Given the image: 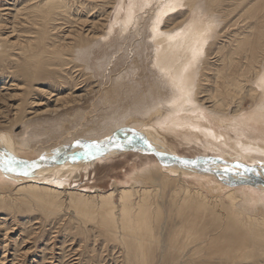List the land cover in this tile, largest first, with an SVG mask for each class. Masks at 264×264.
<instances>
[{
	"label": "rangeland",
	"instance_id": "obj_1",
	"mask_svg": "<svg viewBox=\"0 0 264 264\" xmlns=\"http://www.w3.org/2000/svg\"><path fill=\"white\" fill-rule=\"evenodd\" d=\"M36 1L0 0V14L3 13L4 18L8 19L7 24L0 29V33L2 38L8 36L10 42L12 41L8 50L11 54V62H14L15 66L17 65L15 62L19 66L25 65L21 63L24 61L22 46L24 47L26 43L34 46L36 43L38 26L25 15L26 9H29L30 4H35ZM46 1L38 0L37 2ZM58 1L63 3L67 10L58 14L57 20H53L47 27L49 34L42 42L44 47L42 43L39 46L44 50L40 54L48 65L47 69H41L37 63L29 61L34 69V87L29 91L30 93L24 90L21 76L15 77L18 83L16 84L11 81L12 78L7 74V70L4 71V69L0 73L1 77L3 76L0 79V118L4 116L2 120L0 119V199H4L7 205L0 208V264H141L140 259L132 254L133 252L126 251L120 238H114V235L107 231L100 218L86 219L79 214L66 194H62V203L58 210L43 209L35 200L24 204L22 198L28 197L29 193L18 189L30 182L55 190L59 188L62 190L65 187L67 191L87 193L89 202H92L90 205L94 207L97 206L95 202L100 203V200L95 197L96 194L110 191H114L113 202L119 205L120 189L136 182L135 185L138 186L134 188V201L139 198L136 190L146 187L152 191L155 203L165 207L167 211L169 206L179 205L183 193L180 180H184L191 188L204 191L206 200L212 202V206L223 205L227 209L230 207V201L225 196V192L234 189L240 198L238 205L245 209L248 205L246 203L249 202L246 199L254 200L253 204L249 203L250 206L247 207L249 209L245 210L252 212L258 221L264 222V185L241 184L229 188L217 178L214 169L217 168L222 174H230L229 176L233 177L237 173L240 180L250 179V177L252 179L257 172L264 174V120H262L264 118L256 119V114L261 113L257 105L264 103L261 87H257L261 95L248 96L243 100L244 103L241 102L243 116L239 119L235 118L233 113L237 104L235 102L230 105L229 110L224 112L216 111L212 107L214 96L225 91V87L220 86L224 84L222 80L216 81L214 76L216 66L221 67L223 64V59L219 56L222 55L219 52L220 48H222L221 51H229L236 36L241 37L249 33L252 27L257 28L264 24L262 12L249 15L246 11L253 3L257 4L261 0H256V3L255 0H208V2L200 0L201 4L199 0L196 2L195 0ZM261 3L264 4V0ZM199 4L206 5L202 7ZM165 6L168 8L165 9ZM131 13L133 16L130 15ZM212 14L214 15L211 19ZM190 23L192 31H195L191 33L192 35L197 34V30L200 32L202 29L199 28L205 24L203 27H208L206 33L209 36L205 34L203 40L206 42L203 46L208 47L204 48L196 61L193 57L189 61L180 57V63H184L177 64V67L182 70L189 68V77L192 79L193 86L192 99L198 104L196 106L200 110L187 113L180 108L182 88L181 85L179 88L176 87L179 86L177 81L179 77L176 76L178 68L175 66L176 63H171L175 59L176 50L172 48L174 51L171 52V49H168L165 36L168 34V38L172 40L180 38L178 35L186 36L191 31ZM211 26L215 27L211 28ZM153 29L157 31H152ZM11 30H14L12 34ZM158 31H160L159 34H157ZM253 31L256 34V30ZM153 38L157 41L160 38V42H156ZM212 38L215 39L211 42ZM199 39L202 41V37ZM75 41L73 50L67 48L68 44ZM80 41L83 42L79 43ZM46 45L52 48L48 46L47 49ZM81 46L86 48L87 54ZM1 48L3 47L0 46ZM58 49L63 53L62 60L54 58L55 61H51V51ZM77 50L84 51L78 53ZM240 51L235 66L238 76H242L239 69L241 64L243 66L245 64L246 72L249 71L245 75V80L253 86L258 85V79L264 76V60L260 64L262 66L259 76H256L255 71L248 68L249 58L247 57L249 56L244 49ZM84 53L85 55L81 56ZM206 61L210 65L207 66ZM51 62L55 63L51 64ZM195 63L198 64L195 66ZM157 64H164L165 72L163 67L159 68ZM18 67H13L11 70H18ZM201 71L207 78L203 77L202 91L197 98L195 92L198 80L200 81L203 75ZM196 74H199V77ZM231 88L234 92V87ZM24 94H27V102L33 99L32 101L40 104L33 107L29 103H24L22 108L24 114L21 113L20 118L16 119L14 107L21 103L23 100L21 96ZM169 100L173 101L169 102ZM157 108L163 109V114H156ZM250 111L253 112L250 113ZM199 112L206 114L203 119L200 118ZM215 112L222 113L228 120L232 118L231 122L229 124L222 122L221 116H216ZM239 114L240 111L237 115ZM25 118H31V122L25 124ZM230 123H232L231 126ZM107 137V141L98 143V141L106 140ZM118 138L124 141L125 145L133 142L137 148L143 145L140 141L147 142L150 147L155 146L157 150H164L166 152L164 157H167V154L188 159L206 157L209 161L207 162L204 158L199 159L204 165H200L197 171L192 170L188 175L181 177L178 173L172 172V169H164L162 158L153 152L140 153L136 150L118 149L126 147L124 143H118ZM77 141L84 147L77 144ZM94 142L100 145L98 149L87 147ZM9 155L13 156L12 159ZM43 156L46 159L50 157L51 160L47 161ZM9 160L13 162L6 163ZM221 160L226 164L217 165V162L220 163ZM177 161L182 162L179 159ZM205 163L209 164L211 171L206 169ZM4 167L15 169L11 172L14 171L20 178L12 176L8 169L4 171ZM152 167L163 168V171L152 169ZM249 169L252 173L246 175L245 172ZM251 181L255 182V180ZM72 198L74 201L78 200L76 196ZM190 199L191 202L197 203L200 200L199 194L193 195ZM186 216V213L177 216L175 212H168L157 221L156 233L161 231V223L164 220L167 222L164 236H162L166 241L164 242L167 244L166 248L169 246L170 238L175 235L176 229H179L182 219ZM208 232H211L209 235L212 236L214 231ZM209 235H201L203 239H206V244H203L205 248L203 247L201 253L197 251L196 253L194 250L187 252L189 248L193 249L195 246L191 244L183 251H166L163 257L160 247L157 246L154 259L152 257V264H228L231 262L234 256L226 260L225 255L219 250L220 243L210 247L211 236ZM166 239H169L168 242ZM253 254L251 258L246 259L237 256L233 263L264 264V253L253 252Z\"/></svg>",
	"mask_w": 264,
	"mask_h": 264
},
{
	"label": "bare ground",
	"instance_id": "obj_2",
	"mask_svg": "<svg viewBox=\"0 0 264 264\" xmlns=\"http://www.w3.org/2000/svg\"><path fill=\"white\" fill-rule=\"evenodd\" d=\"M37 1H36L35 4H30L29 9H26L27 12H25V15L29 19L33 20L34 21V24H36L38 26V30H37V33H36L37 34V37H36V40H35L36 43L33 46L30 43L28 45L25 42L27 46L25 44H24L25 45L24 47L22 46V48H23L22 49L23 50V56L22 57H23L24 61L21 62V63H23L25 65H20L21 66V68H20L19 64L15 62V64H17L16 66L17 67L19 66L18 67V70H11V69H13V67H16L14 65V62H11L12 58H11V54H10V52L8 50V46L10 45V43L12 41L10 42V40L8 39V36L2 38V36H1L2 33H0V36H1V38H0V46L3 47V48L0 49V73L4 69H5L4 71L7 70V74L10 75V77L12 78V80L11 79L10 80L13 83L17 81V80L15 81V79L17 77L21 76L22 77L21 79L23 80L22 83H23V85L25 87L24 90H26L28 94L30 93L29 91L34 87V76H33L34 75L33 74V70L34 69H32L31 62H29V61L32 60L33 62L37 63L38 67L41 68V69L46 68L48 66V65H46L47 63L43 61V58L41 57L42 54H40L44 50L40 49L39 46H41V43L45 41V39L47 38V35L49 34V31L47 30L48 29L47 27L52 23L53 20H57L58 14H60L61 12L67 10V9H65L64 4L61 3V2H59L58 0H47L44 3L37 2ZM181 1H183V0H181ZM206 1L208 2V0H206ZM261 1L260 2H257L255 0V3L257 2V4H254L253 3L248 8V10H246L249 13V15H252L255 12H258V13H261L262 12L261 14H263V15H261V16H264V4L261 3ZM195 2H196V0H195ZM195 2L193 1V3H195ZM199 3H200V0H199ZM214 4H215V2H214ZM170 5H172V4H170ZM175 5L177 6V4H175ZM204 5H206V4H204ZM204 5H200V6L203 7ZM92 6H94V5H92ZM188 6H190V5H188ZM193 6H195V5H193ZM165 7H166L165 9L168 8L167 6H165ZM174 8H176V7H174ZM209 8L210 7H208V9ZM213 10H215V9H213ZM130 11L132 12V10H130ZM168 11H170V10H168ZM202 12H204V10ZM159 13H161V12H159ZM159 13H158V15H159ZM163 13H164V10H163ZM108 15H109V13H108ZM127 15H129V14H127ZM130 15H132V13ZM161 15H163V14H161ZM213 15L214 14H212L211 19H212ZM132 16L131 17L129 16V17L132 18ZM160 16H159V18H160ZM216 17H218V16H216ZM35 18L36 19H39V20H34ZM130 18H128V19H130ZM160 19H162V18H160ZM262 19H263V17H262ZM207 20H206V22H207ZM253 20H254V18H253ZM6 22H8V19L7 18H4V14L3 13L0 14V29H2L7 24ZM94 23H95V21L93 22V24ZM154 23H153V25H156ZM158 23L159 22H157V24ZM128 24H129V22H128ZM124 25H125V22H124ZM127 25H126V27H127ZM199 25L201 26L202 24H199ZM203 25L205 26V24H203ZM203 25H202V28H199L196 25V28L197 29L199 28V29H202V30H200V32L197 30L198 33L195 34V35H192L193 33H195V31L194 32L192 31L193 29L191 28L192 25L190 23L189 29L191 28V31L188 32L186 36L181 37L180 35H178L180 38H178V36H177L176 38H178V39H176V40H172L171 38H168V36H167L168 34L166 35L167 37L165 36V38H166L165 41L168 42V44H167L168 49L169 50L171 49L170 50L171 52L174 51V50H176L175 59L171 62L172 64H175L176 63L175 64L176 68H178L177 67V64L182 65L184 63V62L183 63L182 62L180 63V60H181L180 57H184V60H188V61H189V59L191 57H193L195 59V61H196L198 59V56L203 52V50L205 48L204 47L205 46V42H206L203 39L206 36L205 34L208 35V33H206V32H208V30H207L208 27H203ZM94 26H96V24ZM121 26H122V24H121ZM260 26L263 27V28H261ZM260 26H258L257 28H253L252 27V29H251V31L249 33H246L245 32L246 34H243V36H241V37L240 36H236L233 39V41H232V44L230 46V50L229 51L228 50H226V52H224V50L221 51L222 48H220L218 46L220 48V51L219 52L222 54V55H219V56H220V58L223 59V62H222L223 64H222L221 67L216 66V68H215L216 70H215L214 76L216 78V81H219L220 82V80H222V82L224 84H220V86L221 87H225V91H221V94H219L218 96H214V101H213L212 107L216 111H223L224 112V111L229 110L231 108L230 107L231 104L237 103V104H235V109H234V112H233V113H235L234 116L237 119H239L240 116L241 117L243 116L242 115V112H241V108H242L241 102H243V100L247 99L248 96L255 97L258 94L259 95L262 94L263 97H264V76L258 79V81H257L258 85L253 86V84H249V82L245 80L246 79L245 78V75L249 73V71L246 72V66H245V64H244V66L241 64V67L239 69V73L242 75V76L240 75L241 77L238 76V74H237L238 71L236 70V67H235L237 65V61H238V52H241L240 50H243L244 49V51L247 53L246 55L249 56V57H247V59L249 58V61H248L249 62L248 63L249 64V67L248 68L250 70L251 69L254 70L255 73H256V76H259L260 67L262 66L260 64L264 60V39H263V37H264V33L263 32L264 31H262V30H264V24L263 25H260ZM213 27H215V26H213ZM213 27L211 26V28H213ZM255 27H256V25H255ZM54 28H57V27H54ZM254 29L256 30V34L253 31ZM14 30H11L10 33L12 34ZM158 30H159V28H158ZM177 30H178V28H177ZM209 30H210V28H209ZM35 31H36V29H35ZM152 31H157V30H154L153 29ZM159 32L160 31H158L157 34H159ZM215 32H216V30H215ZM157 34H154V35L157 36ZM184 34H186V32ZM93 35H95V34H93ZM95 37H97V36H95ZM201 37H202V41L203 42L200 41V39H199ZM214 37H215V35H214ZM79 38H81V36H79ZM89 38H90V36H89ZM161 38H164V37H161ZM153 39H155V38H153ZM174 39H175V37H174ZM214 39L212 38L211 42L214 41ZM74 40H76V39H74ZM25 41H27V40H25ZM97 41H95V42L97 43ZM155 41L156 42H160V38L158 39V41L155 39ZM28 42H30V41H28ZM81 42H83V41H80L79 43H81ZM153 42H154V40H153ZM215 42H216V40H215ZM96 43H94V44H96ZM20 44H22V43H20ZM32 44H33V42H32ZM75 45H76V41L75 42H71L70 44H68V47L67 48H70L71 50H73L74 47H75ZM207 45H208V43H207ZM218 45H220V43H218ZM42 46H43V43H42ZM46 46H47V49H48V46L52 48V46H50V45H46ZM78 46H80V44ZM61 47H63V46H61ZM157 47H159V46H157ZM32 48H34V49H32ZM81 48H82V46H81ZM81 48L79 47V49H81ZM172 48H174V50ZM65 49H66V47H65ZM82 49L85 50L86 48L84 47ZM84 50H82V51H84ZM209 50H211V49H209ZM82 51L80 50V52H82ZM158 51L160 52V50H158ZM164 51H166V49ZM177 51H180V52L178 53ZM74 52H75V50H74ZM80 52L78 51V53H80ZM159 52H158V54H160ZM85 53H86V50H85ZM85 53L84 54H81V56H84ZM76 54H77V52H76ZM88 54H90L89 51H88ZM50 55H51L50 57L52 59L51 61H55V60H53L54 58H59L60 60H62L61 58L63 56V53H62V51L60 49H58V50L51 51V54ZM193 58H191V59H193ZM160 59H162V57ZM206 59H208V58H206ZM48 61H50V60H48ZM168 62H170V61H168ZM52 63H55V62H51V64ZM60 64L62 65V63H60ZM191 64H193L192 61H191ZM197 64L195 63V66ZM157 65L160 68V66L163 67L164 64H162V65L157 64ZM199 65L201 66V62H200ZM208 65H210L209 62H207V66ZM205 67H206V65H205ZM186 68H184V69H186ZM162 69L164 70V67ZM166 69H167V67H166ZM168 69H170V68H168ZM173 70H175V69H173ZM164 72H165V70H164ZM195 72H193V73H195ZM50 73H51V71H50ZM162 73H163V71H162ZM166 73H168V72H166ZM200 73L203 74L202 71ZM189 75H190L189 68H187V70H182L181 68L176 69V76L179 77V79H177V81L179 83V86H176V87L179 88L180 85H181V88H182V91L180 90L181 91V93H180V100H179L180 101L179 102L180 103V108H182L183 110H185V112H187V113H189L192 110L193 111H200L199 108L196 106L197 103L194 102L195 101L194 99H192V97H193L192 96L193 95V86H192V83H191L192 79L189 77ZM197 76L199 77V74ZM205 76L206 75L203 74L201 76L200 81L198 80L199 83L197 85V90L195 92L197 94V98H199V95H200V93L202 91V82H203V79H204L203 77H205ZM198 77H195V78L198 79ZM1 78H3V76L1 77V75H0V79ZM168 78H167V81H168ZM205 78H207V77H205ZM6 79H7V77H6ZM164 79H165V77H164ZM3 83H6V82L3 81ZM16 84H18V83L16 82ZM169 85H171V84L169 83ZM232 86L234 87V92L232 91V88H231ZM257 87L258 88L261 87V94H260V92H258L259 90H258ZM13 89H15V88H13ZM173 91L174 90L172 89V92ZM15 94H16L15 96H17V93H15ZM172 94H171V96H172ZM214 94H215V92H214ZM239 94H242V95L241 96H238ZM26 96H27V94L22 95L21 97L23 98V100L21 101L20 104H18L17 106L14 107V111H15V114H16L15 115V118L16 119H19L20 118L19 115L21 113L24 114V111L22 109L24 103L25 104L26 103H29L30 105H33V107H35V106H37V105L40 104V103L37 104V103H35V101H32L33 99L30 100V102H27L28 101V97H26ZM211 97H212V95H211ZM171 98H173V97H171ZM178 98H176V99H178ZM170 101L172 102L173 100H169V102ZM162 102H163V100H162ZM233 102H235V103H233ZM159 103H161V101ZM175 103H176V101H175ZM171 105H169V106H171ZM165 106H166V104H165ZM257 108L260 109V112L261 113L256 114V117H257L256 119L259 120L260 118H264V113H263V111H264V103H261V104L257 105ZM158 109L159 108H157L156 114H158V115L159 114H163V109H160V110H158ZM239 111H240V114L237 115ZM251 112H253V111H250V113ZM212 113H213V111H212ZM199 114H200V118H202V119L206 115V114L200 113V112H199ZM214 114L216 116L217 115H220L221 118H222V120H221L222 122H225L227 124H229V122H231L230 120L232 118L231 119L229 118L230 120H228V118H226V116L223 115L222 113L221 114L220 113L216 114V112H215ZM3 117L4 116H2L1 118L3 119ZM213 118H217L218 119V117H213ZM254 118H253V120H254ZM25 119H26L25 120V124H29L31 122V118H25ZM247 120L248 119L246 118V121ZM262 120H264V119H262ZM219 121H220V119H219ZM262 123H263V121H262ZM220 124H222V123H220ZM231 124L232 123H230V126H231ZM111 139H113V138H111ZM107 140H108V137L106 138V140L98 141V143H101V142L104 143ZM118 140H119V138H118ZM118 143L123 144L124 141L119 140ZM132 143L129 142V143H126V145L124 143L123 145H125L126 147L125 148H118V149H123V150L129 149V150H132V151L133 150H136V151H138L140 153L141 152L142 153L151 152L149 148H153V149L157 150V148L155 146H151V147L145 149V146L140 145V147L137 148L135 146V144L134 143L132 144ZM79 151H81V150L79 149ZM157 151L158 152L161 151L160 153H166L164 150H160V149H158ZM87 152H90V151H87ZM12 157L13 156H10L11 159H12ZM45 157H46V155H45ZM170 157H171L170 155H167V157H164V158L161 157L162 158V161H163L164 169H166V170L167 169H172V172L178 173L181 177L183 175H188L190 173V171H192V170H196L197 171V169L200 168V165H204V163H202L203 161L202 160H199V159H203L204 157H198L196 159L193 158V160H189L188 162H183V163L182 162L180 163V162L177 161V159L172 158V157L170 158ZM49 158L48 159L45 158V159L47 161L48 160H51V158L50 159ZM204 159L206 161L208 160V158H206V157ZM218 164L219 165H221V164L224 165L226 163H223L222 160H221L220 163L217 162V165ZM3 165H4V162H3ZM206 166H207L206 169L207 170H210L209 164L208 165L206 164ZM233 167H236V166L233 165ZM4 168H5V169H3L4 171L8 169L7 167H4ZM30 168H31V166H30ZM50 168H51V166H50ZM238 168H239V166H238ZM148 169H150V168H148ZM152 169H156V170H159V171L160 170L163 171V168L162 169H159L157 167H152ZM214 169H215V172H216L215 175L217 176V178L220 179L225 184H227L229 186V188L230 187H235V186L241 185V184H243V185H245V184H252V185H257V184H260L261 185L262 184V185H264V174L263 173H260V172H257V174L255 175V177H253L252 179H251V177H250L251 175H250V176H247V177H250V179H246V178L243 179L242 178L243 180H240L241 178L240 177L239 178L237 177V173L233 177V176H229L230 174L229 175H225L226 174L225 172H224L225 174H222L221 171H219L217 168H214ZM150 171H152V170H150ZM9 172L11 173L12 176L17 177V179L20 178L19 176L15 175V172L14 171H13L14 173L11 172V171H9ZM25 172H26V170H25ZM255 172L256 171H254V173ZM212 173H214V172H212ZM245 173L247 175V174H251L252 172L249 169ZM136 176H137V174H136ZM197 176H198V174H197ZM181 177H180V179H182ZM162 178H163V176H162ZM251 180H255V182H253ZM161 182H162V180H161ZM135 183L136 182H133L131 185H129L127 187H123V188L120 189V197H119L120 198V203H119V205L118 204L116 205L113 202L114 191H110V192H107V193H102V192L97 193L95 197H97V200L98 199L100 200V203L98 204L99 201L98 202H95L97 204V206H95V207L92 206V205H90V203L92 204V202L91 201L89 202L88 199H90V198H89V196H87V193H84V192H72L70 190L67 191L68 189L66 190L65 187H63L62 190H59L60 188L59 189L56 188L57 190H55L53 188H49V187H46V186H41V185H39V184H37L35 182H33V183L30 182V183L23 184L18 190L19 191L20 190H24V191H27L29 193L28 197L22 198L24 204H26L30 200L31 201L32 200H35L38 203V205H40L43 209H46V210L47 209H51V210L55 209V210H58L60 208V206H61V203H62V201H61L62 194H66L69 197L70 202L76 206V209L79 212V214L83 215L84 218H86V219L97 218V217L100 218L101 221H103V223H104L107 231L110 232L111 234H113L114 235V238H117V239L120 238L119 240L123 241V244L126 247V251L133 252L132 254H135L136 257H138V259H140V263L141 264H152V257L154 259V253H155V250L157 249V246H158V248L160 247L161 253H162V256L163 257L166 255V251L167 252H169L170 250H176V252L183 251V250H186V248L189 247L191 244H194L195 246L193 247V249H190L189 248L187 252H189L190 250H194L195 252L197 251V252L201 253L200 251L205 248V246H203V244H206V239H203V237L201 235H203V234L209 235L211 233V232H208L209 230L214 231L212 233V236L209 235V236H211L209 238V241H211V243H210L211 246L210 247H212V245L216 246L215 245L216 243L217 244L220 243L221 245H218L220 247L219 250L221 251V253L223 255H225L224 258L226 260H228V259H230L231 257L234 256L232 258L231 262H229L230 264H234L235 263V262L233 263V261H234L235 257H237V256H239V258L246 259V258H251V256L254 255L253 252L255 254L264 253V222L258 221L257 218H256V216L253 215L252 212H249V211L247 212V210L249 209L247 207L250 206L249 203L253 204L255 201L254 200H250V199H246L247 201H249L247 203L245 202L246 205L248 204L247 207L245 208L247 210H245L244 207L241 208L238 205V203L240 201V198H238V196L236 195V192L234 191V189H231L230 190L228 188L229 190L227 192H225V196L230 201V207H229V209H227L223 205L212 206L213 203L210 202L209 200H206L207 199V196L204 193V191H201L199 188L198 189L197 188H191V186L188 185L187 182H185L184 180H180V184L183 187L182 188L183 189V193H182V196L180 197V203H179L178 206L172 204L175 207L169 206L168 210L166 211L165 207L159 205L158 203H155V201L153 200L154 197L152 196V191L150 189H147L146 187L140 188V190H136L139 193V198H138L137 201H134L133 200V196L135 194L134 188L137 185V184L135 185ZM257 187H259V185ZM261 187H263V186H261ZM195 194H199V197H200V200H198L197 203H194L193 201L191 202V199H190ZM73 196L78 197L77 198L78 200L77 201H74L73 198H72ZM172 202H173V200H172ZM95 203H93V204H95ZM6 206L7 205L5 203V200L4 199H0V208L1 207L4 208ZM168 212L169 213L170 212L171 213L172 212H175V215H177V216H180V214L186 213L187 216L184 219H182L181 226L179 227V229H176L177 231H176L175 235L173 237H171L170 240L169 239H166L167 242L169 240V246H168V248H166L167 244L164 243L166 241L163 239L162 236H164V233L163 232H164V228H165V225H166L167 222H165V220H164V222L162 221L163 223H161L162 224L161 231L159 229L160 232H158V233H156V231H155V226H156L157 221L159 219H161V216L168 214ZM193 214H194V216H193ZM195 215H196V218H194ZM219 241H221V242H219ZM210 247H208V248H210ZM210 250H211V248H210ZM238 253H240V254L238 255ZM190 255H193V254H190Z\"/></svg>",
	"mask_w": 264,
	"mask_h": 264
},
{
	"label": "water",
	"instance_id": "obj_3",
	"mask_svg": "<svg viewBox=\"0 0 264 264\" xmlns=\"http://www.w3.org/2000/svg\"><path fill=\"white\" fill-rule=\"evenodd\" d=\"M139 140V139H138ZM145 147L149 148L150 146L148 145L147 142H143V141H140ZM151 152H153L154 154H156L157 156L159 157H164L166 154L165 153H160L158 152L157 150L153 149V148H149ZM167 155H170L172 158H175V159H179L181 160L182 162H187L189 160H193V159H188V158H185V157H179L177 155H172V154H167ZM196 159V158H194ZM40 161V160H39ZM33 162V161H32Z\"/></svg>",
	"mask_w": 264,
	"mask_h": 264
},
{
	"label": "snow or ice",
	"instance_id": "obj_4",
	"mask_svg": "<svg viewBox=\"0 0 264 264\" xmlns=\"http://www.w3.org/2000/svg\"><path fill=\"white\" fill-rule=\"evenodd\" d=\"M77 144H80L81 147H84V145H82L81 142H79V141H77ZM87 147H89V148L95 147V148L98 149V148L100 147V145H99L98 143H95V142H94L93 144L88 145ZM12 162H13L12 160H9V161H7L6 163L11 164ZM21 163H23V162H21ZM8 170H9V171H12V170H14V169L11 168V167H9Z\"/></svg>",
	"mask_w": 264,
	"mask_h": 264
}]
</instances>
